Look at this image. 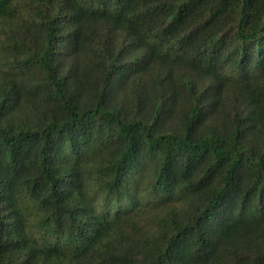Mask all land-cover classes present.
I'll list each match as a JSON object with an SVG mask.
<instances>
[{
    "label": "trees",
    "instance_id": "obj_1",
    "mask_svg": "<svg viewBox=\"0 0 264 264\" xmlns=\"http://www.w3.org/2000/svg\"><path fill=\"white\" fill-rule=\"evenodd\" d=\"M0 264H264V0H0Z\"/></svg>",
    "mask_w": 264,
    "mask_h": 264
}]
</instances>
